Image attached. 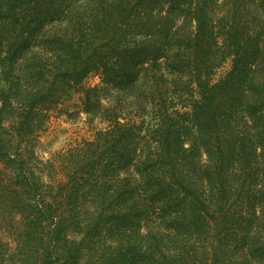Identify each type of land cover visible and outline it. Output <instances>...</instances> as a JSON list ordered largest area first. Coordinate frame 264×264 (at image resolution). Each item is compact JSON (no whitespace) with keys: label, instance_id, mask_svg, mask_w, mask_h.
<instances>
[{"label":"trees","instance_id":"obj_1","mask_svg":"<svg viewBox=\"0 0 264 264\" xmlns=\"http://www.w3.org/2000/svg\"><path fill=\"white\" fill-rule=\"evenodd\" d=\"M0 264H264V0H0Z\"/></svg>","mask_w":264,"mask_h":264},{"label":"rangeland","instance_id":"obj_2","mask_svg":"<svg viewBox=\"0 0 264 264\" xmlns=\"http://www.w3.org/2000/svg\"><path fill=\"white\" fill-rule=\"evenodd\" d=\"M85 81L90 84L97 83L99 77L92 73L85 79ZM73 128L72 124L67 122L65 116L57 121L54 120L48 130L41 137L38 146L40 154L43 156H49L53 151L59 150L65 146L72 137L78 135L77 131Z\"/></svg>","mask_w":264,"mask_h":264}]
</instances>
